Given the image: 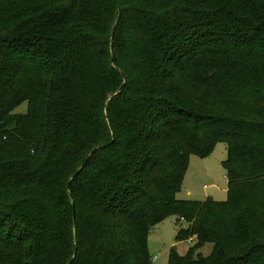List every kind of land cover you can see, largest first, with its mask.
I'll return each mask as SVG.
<instances>
[{
    "label": "trees",
    "instance_id": "16d2710c",
    "mask_svg": "<svg viewBox=\"0 0 264 264\" xmlns=\"http://www.w3.org/2000/svg\"><path fill=\"white\" fill-rule=\"evenodd\" d=\"M170 216L169 264H264V0H0V264H152Z\"/></svg>",
    "mask_w": 264,
    "mask_h": 264
},
{
    "label": "rangeland",
    "instance_id": "374dc122",
    "mask_svg": "<svg viewBox=\"0 0 264 264\" xmlns=\"http://www.w3.org/2000/svg\"><path fill=\"white\" fill-rule=\"evenodd\" d=\"M230 89L239 94L248 92L245 88L232 84ZM27 111L28 104L26 103L18 108L15 114H26ZM228 156V149L224 144H218L207 158L192 155L183 187L177 193L176 198L179 201L196 202H205L212 198L216 202H227L229 186L223 163L228 159ZM178 220L177 216H170L162 224L151 230L148 244L152 264H169L173 248H177V253L184 256L190 248L194 247L193 237L186 242H178V227L181 226ZM182 227L186 230L188 225L183 223ZM213 247V245H207L199 251V254L207 257L212 253Z\"/></svg>",
    "mask_w": 264,
    "mask_h": 264
},
{
    "label": "water",
    "instance_id": "95a60500",
    "mask_svg": "<svg viewBox=\"0 0 264 264\" xmlns=\"http://www.w3.org/2000/svg\"><path fill=\"white\" fill-rule=\"evenodd\" d=\"M113 36H114V33H113ZM95 152H97V150ZM92 155L89 156V158L86 160V162L84 163V165H83V167H82V169L80 171H82L86 167V165L88 164V162L91 159ZM80 171L72 178V180H74L77 177V175L80 173ZM71 184H72V181L69 183V187L71 186ZM76 250H77V247H76Z\"/></svg>",
    "mask_w": 264,
    "mask_h": 264
},
{
    "label": "built area",
    "instance_id": "2783aa9c",
    "mask_svg": "<svg viewBox=\"0 0 264 264\" xmlns=\"http://www.w3.org/2000/svg\"><path fill=\"white\" fill-rule=\"evenodd\" d=\"M183 224V221L181 222V225Z\"/></svg>",
    "mask_w": 264,
    "mask_h": 264
}]
</instances>
